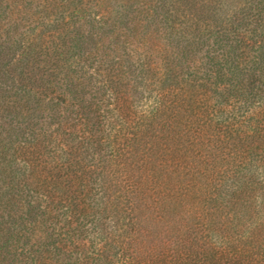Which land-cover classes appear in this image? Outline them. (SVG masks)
<instances>
[{
	"label": "trees",
	"instance_id": "trees-1",
	"mask_svg": "<svg viewBox=\"0 0 264 264\" xmlns=\"http://www.w3.org/2000/svg\"><path fill=\"white\" fill-rule=\"evenodd\" d=\"M90 1L0 0V264H264V0Z\"/></svg>",
	"mask_w": 264,
	"mask_h": 264
},
{
	"label": "rangeland",
	"instance_id": "rangeland-1",
	"mask_svg": "<svg viewBox=\"0 0 264 264\" xmlns=\"http://www.w3.org/2000/svg\"><path fill=\"white\" fill-rule=\"evenodd\" d=\"M13 1V0H12ZM14 1H16V0H14ZM37 1V0H36ZM111 1H112V3L113 2H115L116 0H93V1H90L91 2V4L90 5H97L98 3V5H97V10H99V7H105V6H107V4H110L111 3ZM126 2L127 0H121V2ZM156 1H158V0H154L153 1V3L154 2H156ZM120 2V0H118V1H116V3H119ZM18 3V2H17ZM16 3V4H17ZM36 3V2H35ZM15 4V3H14ZM155 4V3H154ZM174 9H175V12L177 13V11H178V1H176V3H174ZM15 6L16 5H14L13 6V8H15ZM17 8H16V10H14L13 11V19H15V18H17L18 17V14H19V9L21 8L22 9V6L20 5V4H17V6H16ZM34 7H35V4H34ZM6 20H9L8 18L6 19ZM149 41H150V43H156V41H155V38L154 37H151L150 39H149ZM149 43V42H148ZM163 46H162V43L161 42H159L158 43V49H160V48H162ZM178 198V197H177ZM191 202H193V200L192 199H189L187 202H185V205H190L191 204ZM188 207V206H187ZM188 209V208H187ZM185 209L184 208H180V207H178L176 210H174V214L175 215H173L172 216V219H174L175 221H177L178 219H181V218H183V217H186V216H188L187 214H185L184 211ZM193 215L195 214V212L194 213H192ZM191 217H193L192 215H189L187 218H185V219H189V218H191ZM174 222V221H173Z\"/></svg>",
	"mask_w": 264,
	"mask_h": 264
}]
</instances>
